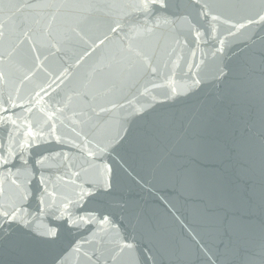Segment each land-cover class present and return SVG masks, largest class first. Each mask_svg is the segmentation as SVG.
Segmentation results:
<instances>
[{
    "label": "water",
    "instance_id": "95a60500",
    "mask_svg": "<svg viewBox=\"0 0 264 264\" xmlns=\"http://www.w3.org/2000/svg\"><path fill=\"white\" fill-rule=\"evenodd\" d=\"M0 226V264H264V0H0Z\"/></svg>",
    "mask_w": 264,
    "mask_h": 264
},
{
    "label": "snow or ice",
    "instance_id": "6c2138e0",
    "mask_svg": "<svg viewBox=\"0 0 264 264\" xmlns=\"http://www.w3.org/2000/svg\"><path fill=\"white\" fill-rule=\"evenodd\" d=\"M4 163L7 164V163H9V161L5 160ZM90 194L91 193H88V195H90ZM5 218L8 219V220H11V221H15L16 220V217L13 214H11V213H6L5 214ZM104 220H105L106 223H110V220L107 217H105ZM70 222H72V221L70 220ZM30 227L31 226L29 225V228ZM45 235H51V236L54 237L56 235V233H55V231H52L50 233H45ZM5 239H6L5 229L2 226H0V245H2L4 243Z\"/></svg>",
    "mask_w": 264,
    "mask_h": 264
}]
</instances>
